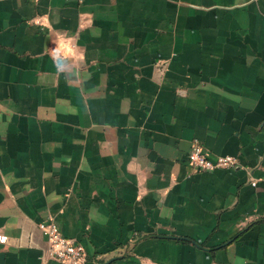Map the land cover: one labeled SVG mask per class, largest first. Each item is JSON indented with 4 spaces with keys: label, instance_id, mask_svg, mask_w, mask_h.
I'll list each match as a JSON object with an SVG mask.
<instances>
[{
    "label": "crops",
    "instance_id": "obj_1",
    "mask_svg": "<svg viewBox=\"0 0 264 264\" xmlns=\"http://www.w3.org/2000/svg\"><path fill=\"white\" fill-rule=\"evenodd\" d=\"M49 219L82 264H264V0H0V264H57Z\"/></svg>",
    "mask_w": 264,
    "mask_h": 264
},
{
    "label": "built area",
    "instance_id": "obj_2",
    "mask_svg": "<svg viewBox=\"0 0 264 264\" xmlns=\"http://www.w3.org/2000/svg\"><path fill=\"white\" fill-rule=\"evenodd\" d=\"M68 1V0H65ZM79 2L80 0H75ZM186 163L191 172H209L215 169H231L237 165L232 155H210L197 142L192 141L186 153ZM254 185V180H249ZM46 242V256L57 264H82L85 254L81 245L64 237L51 219L39 224Z\"/></svg>",
    "mask_w": 264,
    "mask_h": 264
},
{
    "label": "water",
    "instance_id": "obj_3",
    "mask_svg": "<svg viewBox=\"0 0 264 264\" xmlns=\"http://www.w3.org/2000/svg\"><path fill=\"white\" fill-rule=\"evenodd\" d=\"M110 260H106L105 262H103L102 264H107Z\"/></svg>",
    "mask_w": 264,
    "mask_h": 264
}]
</instances>
